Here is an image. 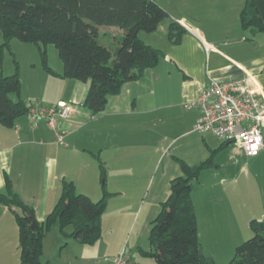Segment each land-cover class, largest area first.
<instances>
[{"label":"crops","instance_id":"crops-1","mask_svg":"<svg viewBox=\"0 0 264 264\" xmlns=\"http://www.w3.org/2000/svg\"><path fill=\"white\" fill-rule=\"evenodd\" d=\"M179 1L176 10L161 6L169 18L157 30L142 37L139 33L145 44L162 52L157 65L147 69L139 80L126 83L118 95L110 96L104 111L91 115L81 105L88 83L63 80L64 95L55 99L54 104L66 100L68 104H79L69 118L57 120L59 130L64 132L63 144L55 142L54 132L45 121L34 128L26 115L17 118L13 128L0 125V193L9 179L15 193L34 208L39 221L55 206L62 179L72 181L77 193L97 201L101 197V181L94 155H98L106 167L105 186L108 192L116 194L109 199L107 209L125 208L127 201L136 199L133 193L145 187L146 179L145 172H138L143 164L135 160L138 150L127 136L128 122L136 123L134 129L139 133L151 130L156 136L150 147L142 145L146 147L143 152L159 154L163 146L172 150L181 142L172 157L188 165L201 163L222 144L208 140L207 137L218 140L209 133L193 130L200 112L186 105L211 80H247L264 98V45L252 42L258 33L250 35L240 26L239 14L245 0ZM172 21L183 28L178 43H171L167 37ZM122 33L118 30L100 34L104 44H111ZM79 89L82 93L77 95ZM87 124L93 129L86 138L76 140L77 144L73 138ZM261 131L263 135L264 127ZM226 143L214 158L215 167L202 172L208 175V183L201 198L194 199L196 191L192 195L201 250L213 261L231 256L236 246L250 236L251 222L264 220V148L256 157H247L237 144ZM231 149L238 151L239 161L224 154ZM222 153L225 156L217 159ZM177 168L163 175V183L169 186L170 180L179 175ZM124 194L130 195L122 198ZM50 231V238L45 235L43 240V254L48 240L56 249L63 243L81 247L73 239L61 237L57 225ZM79 246L75 257L82 253ZM59 249L61 255L62 246ZM0 264H19L18 228L13 213L3 205Z\"/></svg>","mask_w":264,"mask_h":264},{"label":"trees","instance_id":"trees-1","mask_svg":"<svg viewBox=\"0 0 264 264\" xmlns=\"http://www.w3.org/2000/svg\"><path fill=\"white\" fill-rule=\"evenodd\" d=\"M168 18V12L156 0H0V56L13 38L23 43L54 45L63 64L62 74L56 76L89 83L81 105L97 115L104 111L110 96L118 95L126 83L139 80L147 69L157 65L162 52L145 44L139 32L152 33ZM239 21L250 35L264 33V0H245ZM103 26L123 32L114 50L101 43L104 41L99 27ZM182 33V26L172 21L168 40L178 43ZM43 60L47 66L44 52ZM29 107L20 96L18 73L0 76V125L13 128L17 118L27 115ZM225 144L211 150L208 158L197 165L179 161L181 175L169 182L168 197L161 202L152 223L150 251L142 252L143 256L156 264H215L202 253L192 195L200 174L215 167L214 158ZM94 156L101 181L100 199L92 201L77 193L72 181L62 179L60 196L43 221L6 179L0 205L11 210L15 218L19 264H50L42 258L43 240L55 225L61 237L81 245L100 239L102 215L116 194L108 192L106 167L98 155ZM250 228L252 237L236 246L228 264H264V223L252 221Z\"/></svg>","mask_w":264,"mask_h":264},{"label":"rangeland","instance_id":"rangeland-1","mask_svg":"<svg viewBox=\"0 0 264 264\" xmlns=\"http://www.w3.org/2000/svg\"><path fill=\"white\" fill-rule=\"evenodd\" d=\"M179 0H156V3L165 9L176 10ZM172 3V4H171ZM163 8V9H164ZM164 9V10H165ZM165 19L163 22H166ZM120 29L116 27H99V33L105 31L115 33ZM140 36H144L145 32H139ZM144 38V37H143ZM250 38V37H249ZM101 41V40H100ZM2 37L0 35V43H2ZM254 44H259L261 47L264 45V33H258L253 37ZM101 43L105 45L102 41ZM109 49H115L114 43L106 44ZM43 52L45 54L47 66L44 65ZM18 73L20 78V96L26 103H39L45 106L54 104V100L64 95V79H59L56 75H61L63 72V64L59 58L57 49L52 44L42 45L35 43H23L16 38L9 41L8 47L2 50L0 56V76L6 77ZM77 84L83 85L85 83L81 81H73ZM89 85V83H88ZM76 93V92H75ZM77 95H80L81 89L77 91ZM14 99V97L12 96ZM79 101V100H78ZM68 103V100H66ZM70 104V103H69ZM72 109L79 107L78 102L70 104ZM136 123L128 122L125 125L127 136L132 143L136 144V151L139 157H135V160H140L143 165L140 164L138 172H145V187L136 195L134 201H127L125 208H106L101 218L102 233L98 241L90 245H76L64 246L59 245L56 249L55 244L48 240L47 247H45L42 258L44 261H49L50 264H105L108 262L105 259H110L115 255H118L122 251H125L131 261L134 264H156L155 261L149 257L142 255V252L150 251L149 235L152 229V223L160 212V202L168 197L169 186L166 184L163 175L173 169L175 166L178 168L179 175H181L180 163L177 158L172 157L175 151L174 149L179 146L181 142H178L172 150L166 149L163 146L160 153H149L148 151H142L146 147L152 145L156 136L151 130H142L140 133L134 129ZM92 125L84 126L82 132L78 133L73 140L80 141V138H86L85 136L92 130ZM264 135V131H263ZM77 138V139H76ZM208 140L213 142H223L222 140H216L214 138L207 137ZM79 144L78 142H76ZM150 143V144H149ZM146 144V147L142 146ZM65 145V142H64ZM67 145V142H66ZM235 145V144H234ZM236 146H232L235 148ZM237 148V147H236ZM230 150L228 154L233 161H239L238 151ZM73 154V153H71ZM225 156L220 154L217 159ZM192 166V165H191ZM159 182V183H158ZM208 183V175L201 173L197 181V189L194 191V199L198 201L201 198L203 187ZM167 190V191H165ZM130 194H124L122 198L129 196ZM160 196V199H159ZM127 200V199H122ZM119 204V203H118ZM260 223H264L261 219ZM51 232V231H50ZM49 233V232H47ZM46 233V235H47ZM48 238L49 234L47 235ZM252 237V231L248 238L242 240L240 244ZM239 244V245H240ZM62 251L60 255V247ZM80 247L82 253L80 256L74 252L76 248ZM234 254V252H233ZM231 256L219 257L214 262L215 264H228ZM206 258L209 256L204 255ZM65 258V260H64Z\"/></svg>","mask_w":264,"mask_h":264},{"label":"built area","instance_id":"built-area-1","mask_svg":"<svg viewBox=\"0 0 264 264\" xmlns=\"http://www.w3.org/2000/svg\"><path fill=\"white\" fill-rule=\"evenodd\" d=\"M200 112L193 130L209 133L223 142L237 144L247 157H256L264 148L261 129L264 127V98L258 96L247 80H211L198 97L186 105ZM72 107L65 102L45 106L31 103L27 118L32 127L45 121L54 132L55 142L63 144L64 132L58 128V119H67ZM111 264H134L122 251L111 259Z\"/></svg>","mask_w":264,"mask_h":264}]
</instances>
